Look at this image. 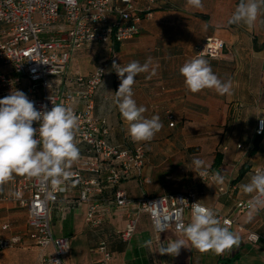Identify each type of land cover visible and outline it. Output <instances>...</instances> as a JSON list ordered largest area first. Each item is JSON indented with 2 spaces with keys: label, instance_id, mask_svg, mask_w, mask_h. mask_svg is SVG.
Instances as JSON below:
<instances>
[{
  "label": "crops",
  "instance_id": "crops-1",
  "mask_svg": "<svg viewBox=\"0 0 264 264\" xmlns=\"http://www.w3.org/2000/svg\"><path fill=\"white\" fill-rule=\"evenodd\" d=\"M202 2L203 7L196 9L186 0H161L151 17L140 22L139 34L134 39L115 44V64L119 66L131 61L143 64L151 58L149 72L136 77L133 99L138 106L147 109L143 114L146 118L159 115L163 124L151 141L142 142L145 151L142 176L150 183L135 178L123 181L118 189L130 200L143 195L156 197L191 192L198 202L234 221L230 230L240 236V245L216 254L201 252L188 243L176 256L162 255L159 253L161 243L166 246L169 241L184 236L172 228L155 233L147 214L138 216L132 237L123 241L120 233L134 206H114V190L106 184H103V192L94 197L103 208L100 212L103 224L95 232L85 221L87 204L77 201V184L69 182L67 193L60 195L49 210L53 236L69 240L64 264H93L100 258L95 250L100 238L106 241L113 254L110 264H264V209L253 207L244 212L236 209L237 202L247 201L255 193L243 192L241 185L249 182L253 168L264 165V134L258 137L255 133L257 121L264 119V7L259 10L255 22L248 26L228 23L238 0ZM135 3L142 8L141 0ZM57 34L62 35V32L58 30ZM208 37L224 42L219 58L204 59L222 82L231 84L229 94L220 95L215 89L191 93L179 72L187 60L197 57L195 47ZM97 66H103L105 71L92 97L94 115L106 120L109 143L124 146L131 138L129 125L113 102L121 79L102 48L90 45L74 52L66 74L61 79H52L49 93L62 95L66 91L79 90L81 86L73 81L74 78L88 76ZM153 69L155 75L149 78ZM0 73L12 75L7 66L0 67ZM28 86V80L22 78L16 90L26 94ZM35 95L41 96V92L36 91ZM83 106L82 101L70 104L75 110ZM77 146L80 157L72 163L70 171L81 170L83 178H92L82 159L88 155L87 146ZM194 158L204 160L211 179L201 180L199 173L187 168L186 164L191 166ZM216 173L223 178L222 182L213 180ZM18 177L22 176L14 174L0 187V239H19L14 248L0 251V264H41L40 253L28 238L26 210L10 200H3L11 196V181ZM191 218L186 212L185 225ZM3 225H8L6 231L1 229ZM249 233L259 236V241L249 242ZM148 241H151L150 247L145 246ZM50 252L48 248L43 255Z\"/></svg>",
  "mask_w": 264,
  "mask_h": 264
},
{
  "label": "built area",
  "instance_id": "built-area-1",
  "mask_svg": "<svg viewBox=\"0 0 264 264\" xmlns=\"http://www.w3.org/2000/svg\"><path fill=\"white\" fill-rule=\"evenodd\" d=\"M142 8L136 6L135 0H0V67L7 66L12 75L0 73V98L14 92L25 78L29 82L27 97L37 110L50 111L53 104L69 106L82 101L81 110H75L78 130L75 134L76 145L87 146V156L82 158L86 171L93 175L85 179L81 170H76L72 177L60 185H52L49 180L22 176L11 181L12 194L9 198L27 212L28 238L32 246L40 253L41 264H64L69 253V240L55 237L50 226L49 210L60 195L66 194L69 182L77 184L79 203L87 204L85 221L93 231H98L103 224L100 212L103 210L95 196L103 192V184L114 190L112 203L117 208L134 206V211L127 214V224L120 239L129 240L136 230L138 216L147 214L155 233L168 229L181 231L185 225V214H194V205L198 201L191 192H177L163 196L143 195L137 200H130L118 186L126 180L143 177L145 151L142 142L132 138L124 146L112 145L108 141L109 127L106 120L95 117L92 97L100 87L104 67L97 66L86 77L77 76L74 82L81 86L77 91H66L62 95L49 93L52 79H61L67 72L71 55L90 45L102 48L109 56L110 64L115 63V44L134 39L140 30V22L151 17L153 9L161 0H141ZM60 30L62 35H58ZM224 42L217 37H208L195 47L197 57L217 59L220 57ZM40 91L41 96L35 92ZM53 102V103H52ZM171 119V118H169ZM264 119L257 121L256 135L264 133ZM39 128V123L34 122ZM169 126H173L170 123ZM264 170V165L253 168ZM104 173V174H103ZM211 179L209 172L200 177ZM223 192V188L219 189ZM19 193L20 195H15ZM2 198L0 197V201ZM253 207L264 209V195L255 192L247 201L236 204L238 212ZM216 214V213H215ZM223 226L225 222L231 229L234 221L216 214ZM3 231L8 225L1 227ZM249 233L247 240L257 243ZM17 237L0 239V251L17 246ZM49 254L43 255L48 249ZM100 258L93 264H110L113 254L104 239H99L95 246Z\"/></svg>",
  "mask_w": 264,
  "mask_h": 264
},
{
  "label": "clouds",
  "instance_id": "clouds-1",
  "mask_svg": "<svg viewBox=\"0 0 264 264\" xmlns=\"http://www.w3.org/2000/svg\"><path fill=\"white\" fill-rule=\"evenodd\" d=\"M186 2L196 9L203 7L202 0ZM261 7H264V0H239L228 23L251 26ZM150 62L151 58L143 64L139 61H131L125 66L113 64L121 79L113 102L122 118L128 122V133L135 142L151 141L163 127L159 115L146 118L143 114L147 109L138 106L133 99L136 77L149 72ZM179 72L191 93L204 89H215L220 95L230 93L231 84L222 82L203 57L187 60ZM151 75H155L154 69L149 78ZM53 105L50 111L37 110L27 95L19 90L0 99V187L9 182L14 174L49 180L54 186L72 177L71 165L80 157V150L75 143L79 118L71 107ZM34 122L39 123V128L33 126ZM186 166L190 171L199 173V177L208 174V167L202 159L194 158L191 166ZM212 178L217 183L223 180L219 173ZM241 188L245 193L264 195V170H256ZM193 205L194 214L190 222L180 226L184 238L169 241L166 246L161 243L160 254L176 256L182 247L187 248L188 243L201 252L213 251L216 254H223L240 245V236L230 230L227 222L222 226L212 208L201 202ZM253 238L258 240V236ZM145 246L150 247L151 241L146 242Z\"/></svg>",
  "mask_w": 264,
  "mask_h": 264
},
{
  "label": "trees",
  "instance_id": "trees-1",
  "mask_svg": "<svg viewBox=\"0 0 264 264\" xmlns=\"http://www.w3.org/2000/svg\"><path fill=\"white\" fill-rule=\"evenodd\" d=\"M238 3H239V0H238ZM264 134V133H263ZM263 134L262 135H257L258 137H262L263 136Z\"/></svg>",
  "mask_w": 264,
  "mask_h": 264
},
{
  "label": "rangeland",
  "instance_id": "rangeland-1",
  "mask_svg": "<svg viewBox=\"0 0 264 264\" xmlns=\"http://www.w3.org/2000/svg\"><path fill=\"white\" fill-rule=\"evenodd\" d=\"M72 245H73V241H72Z\"/></svg>",
  "mask_w": 264,
  "mask_h": 264
}]
</instances>
